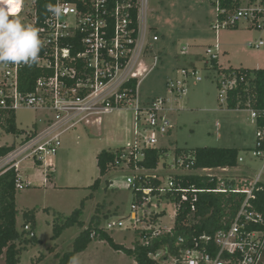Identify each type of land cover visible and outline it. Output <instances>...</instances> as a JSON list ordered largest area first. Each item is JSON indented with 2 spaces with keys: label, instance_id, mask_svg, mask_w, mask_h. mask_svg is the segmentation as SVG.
<instances>
[{
  "label": "built area",
  "instance_id": "obj_1",
  "mask_svg": "<svg viewBox=\"0 0 264 264\" xmlns=\"http://www.w3.org/2000/svg\"><path fill=\"white\" fill-rule=\"evenodd\" d=\"M27 1L19 0L20 10L16 15L22 22L34 25L43 41L39 62L34 65L39 75L32 80L31 88L26 89L30 80L24 84L22 76L31 67L0 63V146L11 147L7 154L0 157V174L15 169L18 172L17 189H23L25 184L20 171L25 160H32L46 171L53 170L64 135L126 106L133 108L134 122L130 134L124 135L125 139H129L126 146L130 150L126 153L124 146L120 158L128 165L133 160L136 163L133 170L141 169L137 162L144 158V149L160 148V138L174 127L163 97L153 99L146 106H141L138 98L140 79L152 68L145 61L148 49H153L147 40L152 28L147 21L142 23L141 16V13L147 12V0H55L52 5L59 4L64 9L60 17H55L49 11L45 17H40L35 0ZM211 1L218 12L217 20L212 24L214 30L237 28L242 22H246L249 28L264 29V0H239L240 5L235 9L223 7L222 0ZM133 8L138 10L136 37V29L131 26ZM153 40L157 41L158 36L154 35ZM249 46L261 48L264 41L251 42ZM219 49V43L215 44V48L207 49L209 60L218 59ZM183 53H186L185 47ZM182 74L196 76L198 71L183 69ZM131 79L138 80L134 92L126 87ZM196 79L202 80L200 76H196ZM176 82H168L169 91L177 88L181 93L185 92L186 80L177 79ZM235 84V79L222 78L223 101L227 90ZM21 108L42 111L44 117L32 130L18 128L17 132L9 131L10 120L16 124V112ZM252 116L256 120L257 112L252 110ZM8 136L13 140L2 141ZM169 153H166V159ZM253 156L260 159L262 165L249 182L233 183L232 180L208 173L210 180L218 178V186L216 189H200L195 184H186L184 178L193 173L202 174L201 171L211 168L194 169L195 158L192 155L173 153L167 163L165 181L158 174H137L127 178L133 188L132 193L135 191L139 194L137 199L133 198L130 224L125 218L109 219L104 228L114 231L131 227L138 234L141 244L151 245L162 236L173 235L179 211L186 204L195 211L201 192L240 193L245 198L230 225L218 231L213 239L203 236V248L180 249L179 256L161 249L150 256L158 262L160 259L163 262L173 260L175 264H260L264 251V215L254 207V200L259 184L264 182V124L256 127ZM239 161L243 162V157ZM117 163L120 164L119 161ZM147 178L160 180V184L156 188L142 187L143 180ZM162 203L174 204L171 227L160 225L167 213V206H163L159 212L155 210ZM149 208L153 210L148 211ZM162 212L165 214L161 215ZM156 214L159 216L153 221ZM141 223L142 226L139 225ZM24 230L30 236L36 234L29 224L24 226ZM210 240H213L216 250L208 246ZM184 242L181 236L177 244Z\"/></svg>",
  "mask_w": 264,
  "mask_h": 264
},
{
  "label": "rangeland",
  "instance_id": "obj_2",
  "mask_svg": "<svg viewBox=\"0 0 264 264\" xmlns=\"http://www.w3.org/2000/svg\"><path fill=\"white\" fill-rule=\"evenodd\" d=\"M141 16L142 23L147 21L152 28L147 40L153 49H148L145 56L146 63L152 68L140 79L139 102L141 106H146L153 99L163 97L168 117L174 126L170 131L172 134L169 132L160 138L159 145L169 150L207 146L240 148L245 158L240 166L214 168L201 173H213L225 179L236 178L238 184L244 180L249 182L258 174L262 165V161L253 156L256 120L250 109H229L226 106L221 98L222 87L218 84L223 77H219L215 70L205 68V65L210 59L207 49L215 48V44L219 43L220 63L223 67L264 68V46H249L251 42L264 41V29L249 28L246 22H242L237 28L214 30L212 24L217 20L218 12L211 0H147V12L141 13ZM154 35L158 36L157 41L153 40ZM184 47L186 53L182 54ZM183 69L197 70L196 76L202 80H197L195 75L184 76ZM177 79L186 80L185 92L181 93L177 88L173 92L169 91L168 82L171 80L177 83ZM133 113V108L126 106L104 114L101 120L93 122L89 127L81 125L68 132L63 137V145L53 170L56 188L27 186L17 191L18 229L24 230V212L36 208V231L40 239L39 243L27 247L23 242H18L20 247H24L18 264H56L59 256L73 249L75 238L91 224L95 216L100 218V227H104L109 219L125 218L127 224H130L134 195L133 188L127 182L128 177L158 174L163 181L166 180L167 163L173 156L171 151L167 159L164 157L160 161L157 170H133L128 162H121L116 169L100 176L97 154L103 149L128 146L129 139H125L124 135L130 134L129 131L133 129ZM43 117L42 111L21 108L16 112V124L18 128L29 131ZM5 140L11 141L13 138L8 136L2 141ZM127 146L126 153L130 150ZM21 166L24 179L30 177L38 181L42 179L40 173L47 174L39 165L35 166L32 160H25ZM99 177L102 178L101 186L94 191L90 186ZM82 201H85V208L81 219L85 226L69 227L58 239H54L55 213L69 216L81 207ZM163 206H167V213L160 225L171 227L174 204L162 203L155 211H161ZM46 208L50 210L49 213L44 211ZM139 225L142 226V223ZM134 231L130 227L108 232L117 243L132 248L136 239ZM76 257L78 264H136L126 252L115 250L106 241L98 239ZM0 264H8L5 255L0 258ZM159 264L175 262H163L160 259Z\"/></svg>",
  "mask_w": 264,
  "mask_h": 264
},
{
  "label": "trees",
  "instance_id": "obj_3",
  "mask_svg": "<svg viewBox=\"0 0 264 264\" xmlns=\"http://www.w3.org/2000/svg\"><path fill=\"white\" fill-rule=\"evenodd\" d=\"M54 2L55 0H35V8L40 17L46 16L48 12L47 5L54 4ZM212 3L214 4V2ZM239 5V0H222L223 7L235 9ZM132 21L131 26L136 29L134 34L136 37L138 35V10L136 8L132 10ZM206 67L207 69L215 70L219 77L236 80V84L227 90L226 106L229 109H250L251 111H256V125L257 127L262 126L264 124V68L222 67L218 59L209 60L205 65ZM35 68L34 65L31 66L22 76L24 84L30 80L29 87H25L26 89L31 88L32 80L39 75ZM218 84L221 88V82ZM137 85L138 80L131 79L127 82L126 87L132 88L134 92ZM7 129L13 132L18 131V127L13 120H10ZM10 149L11 147L8 146H0V157L7 154ZM124 150L125 147L120 146L116 149H103L97 154V164L101 177L116 169L119 165L117 161L120 163L124 161L120 158ZM168 151L167 147L144 149L145 156L143 159L138 160L137 165L144 170H156ZM174 152L176 155H192L195 158L194 169L238 167L242 164L239 161L241 149L235 147L207 146L193 149L176 147ZM135 164L132 160L129 164L130 168H135ZM101 177L97 178L94 184L90 186L94 191L100 188ZM17 179L18 172L15 169H10L0 174V258L5 255L8 264H18L20 262V255L24 247L18 245L19 241L23 242L25 247L40 242L36 234L30 236L29 232L18 229ZM184 182L186 184H195L200 189H216L218 186V178L210 180L208 174H189L184 178ZM159 184L160 180L147 178L145 181L143 180L142 187L153 186L156 188ZM133 195L134 200L137 199V196L139 197V194L137 195L135 191ZM90 197L92 198L93 194ZM244 198V194L233 192H201L196 202L195 211H192L187 204L179 211L173 228V235L162 236L151 245H143L139 240L138 234H136L132 248L117 243L104 227H100L99 216H95L91 224L75 238L73 249L59 256L56 264H69L71 257L85 251L95 239L106 241L115 250L126 252L134 259L136 264H159L157 260L150 256L151 253L166 249L170 253L179 256L180 249L203 248L205 244L202 239L203 236L213 239L218 231L227 228L240 209ZM254 207L264 215V182L260 183L256 190ZM84 208L85 201H82L81 207L75 209L69 216L55 213L53 238L58 239L63 231L69 227L77 225L83 228L85 222L81 217ZM44 210L46 212L50 211L48 208ZM164 214L165 212H162L161 215ZM158 216L156 214L153 221H156ZM28 224L32 231L36 230V208L24 212L23 226ZM181 236L184 237L185 242L177 244L178 238ZM208 246L216 250L213 240L209 241Z\"/></svg>",
  "mask_w": 264,
  "mask_h": 264
},
{
  "label": "clouds",
  "instance_id": "obj_4",
  "mask_svg": "<svg viewBox=\"0 0 264 264\" xmlns=\"http://www.w3.org/2000/svg\"><path fill=\"white\" fill-rule=\"evenodd\" d=\"M47 9L55 17L64 11L59 4H48ZM19 10V0H0V63L31 67L39 62L43 41L34 25L22 22L16 15ZM69 264H78V258L71 257Z\"/></svg>",
  "mask_w": 264,
  "mask_h": 264
},
{
  "label": "crops",
  "instance_id": "obj_5",
  "mask_svg": "<svg viewBox=\"0 0 264 264\" xmlns=\"http://www.w3.org/2000/svg\"><path fill=\"white\" fill-rule=\"evenodd\" d=\"M247 24V23H246ZM218 40V39H217ZM220 49H221V46H220ZM220 49H219V54H220ZM182 54H184L183 53V50H182ZM218 61H219V64L220 65H222L221 63H220V56L218 57ZM223 67V66H222ZM224 67H228V66H224ZM263 68V67H262ZM90 125H88V127H89ZM171 133V132H170ZM169 133V134H170ZM172 134V133H171ZM168 146V145H167ZM255 146H256V144H255ZM161 147H163V145H161ZM168 148V147H167ZM175 148V147H174ZM236 148V147H235ZM169 149V148H168ZM240 149V148H239ZM175 150V149H174ZM174 150H169L168 152H170L171 151V154H173V153H175L174 152ZM241 157H243V154H242V152H241ZM245 162V158L243 157V162L242 163H244ZM35 165V164H34ZM36 166V165H35ZM228 168H235V167H228ZM42 169V168H41ZM214 169V168H213ZM218 169H227V168H218ZM54 170V169H53ZM53 170H49V171H46L47 172V174L45 175V174H42V173H40V176H41V178L42 179H39L38 181H33V179H30V177L29 178H27V179H24L23 177H22V175H21V171H20V176L22 177V179H23V182H24V184H25V187H31V186H35V187H37L38 189H48V188H50V187H52V188H56V186L57 185H55V183H54V172H53ZM201 172H203V171H201ZM193 174H199V173H193ZM44 175V176H43ZM199 175H204V174H199ZM38 177H39V175H38ZM218 177H220V176H218ZM32 178H34L35 179V177H32ZM221 178V177H220ZM222 179H225V178H222ZM226 180H232L233 181V183H239L238 182V180L236 179V178H229V179H226ZM241 183V182H240ZM45 211V210H44ZM50 212V211H49ZM48 212V213H49ZM35 233H36V235H37V231L35 230ZM260 264H264V251H263V255H262V260H261V263Z\"/></svg>",
  "mask_w": 264,
  "mask_h": 264
}]
</instances>
